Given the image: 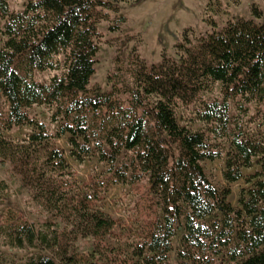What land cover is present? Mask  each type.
I'll use <instances>...</instances> for the list:
<instances>
[{
    "label": "trees",
    "instance_id": "trees-1",
    "mask_svg": "<svg viewBox=\"0 0 264 264\" xmlns=\"http://www.w3.org/2000/svg\"><path fill=\"white\" fill-rule=\"evenodd\" d=\"M9 1L0 0V164H9L32 191L34 203L51 216L50 228L65 224L76 240L101 238L117 227L92 207L93 198L76 195L65 153L54 144L67 137L79 164L96 157L116 184L147 181L161 217L135 249L141 264H170L178 231L177 264H264V12L252 5V19L220 30L211 22L213 30L197 38L187 30L176 57L158 64L132 54L131 69L119 70L120 79L130 72L132 84L103 92L90 87L99 25L107 17L101 10L141 0H30L18 13ZM229 1L239 6L242 0ZM211 6L207 11L216 13ZM124 23L121 17L111 31ZM43 73L54 76L37 82L35 75ZM218 86L219 98L205 100ZM35 107L56 110L55 134L29 115ZM192 107L208 132L179 123L177 112ZM25 127L34 130L25 141L5 137ZM224 158L229 184L244 180L255 164L261 169L246 179L252 186L241 191L238 208L228 203L230 190L217 189L204 168ZM217 213L222 220L208 225ZM48 231L11 225L0 228V240L16 250L61 248L66 233ZM26 264L57 263L37 254Z\"/></svg>",
    "mask_w": 264,
    "mask_h": 264
},
{
    "label": "rangeland",
    "instance_id": "rangeland-1",
    "mask_svg": "<svg viewBox=\"0 0 264 264\" xmlns=\"http://www.w3.org/2000/svg\"><path fill=\"white\" fill-rule=\"evenodd\" d=\"M30 0H10V8L13 12H23ZM108 5V0H101ZM217 12L207 11V5ZM219 6H218V5ZM256 5L264 12L262 0H242L239 6H234L229 0H141L139 3H124L113 5L111 10L102 9V15L106 19L99 25L102 41L99 44L97 56L96 74L92 79L91 88H100L103 92H109L113 86L119 89L132 84L130 72L120 79V69H131L130 57H139L147 64H158L163 59L176 57V45L183 38L185 31L189 30L191 38H197L211 32V22L216 23V29L220 30L229 22L243 19L250 20L251 7ZM125 18L116 32L111 28L118 25V19ZM3 22H0L2 28ZM5 42V37L0 35V48ZM54 73L36 74L35 80L40 83H48ZM119 82V83H118ZM127 99L126 96H123ZM219 98V86L212 94L204 95L207 101ZM0 103L4 99L0 94ZM196 109H181L177 112L179 123L193 131L208 132V128L197 120ZM56 110L49 107H35L29 111L31 117H35L46 124L49 132L55 134L57 124L52 123V116ZM33 128L25 127L15 129L5 134V137L13 143L25 141L33 133ZM55 146L65 153L70 166L72 179L78 190L76 195L93 198L92 207L113 220L117 227L109 234L101 238H76L71 236V228L65 224L59 228H50L51 216L33 201V193L25 188L21 178L14 173L9 164H0V228L11 225L29 224L37 229L42 227L49 234L59 229V233H66L61 248L51 250L11 249L6 242L0 240V264H26L27 259L37 254L52 258L57 264H141L136 256V247L141 245L142 234L155 223L161 214L156 207L154 198L149 194L147 181L143 180L133 185L116 184L107 173V167L100 164L96 157L79 164L70 157L71 151L68 138L57 140ZM227 151L228 147L224 145ZM205 171L212 183L219 189L230 190L228 203L234 208L239 207L240 194L243 189H248L246 179L261 171L255 164L252 170L244 172L245 179L229 184L224 179L225 158L215 162H206ZM75 187V186H74ZM96 200H95V198ZM222 215L217 213L214 218L207 221L208 225L220 222ZM68 236V237H67ZM183 231H178L173 241V252L170 254V264H177V252L181 248ZM73 246L65 254L64 249ZM68 259H72L69 261Z\"/></svg>",
    "mask_w": 264,
    "mask_h": 264
}]
</instances>
